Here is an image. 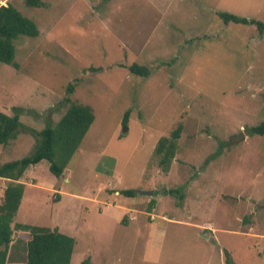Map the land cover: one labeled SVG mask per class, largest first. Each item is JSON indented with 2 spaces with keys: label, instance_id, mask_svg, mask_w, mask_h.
<instances>
[{
  "label": "rangeland",
  "instance_id": "374dc122",
  "mask_svg": "<svg viewBox=\"0 0 264 264\" xmlns=\"http://www.w3.org/2000/svg\"><path fill=\"white\" fill-rule=\"evenodd\" d=\"M42 1L0 0L40 31L14 41L18 68L0 62V111L21 108L40 131L70 97L95 120L60 178L47 160L27 170L14 223L75 238L71 264H226L225 250L264 264V136L246 131L264 122V34L218 16L264 22V0ZM135 63L151 75L133 74ZM179 126L165 172L157 143ZM34 149L26 134L0 145V167ZM9 183L0 178V204ZM30 239L14 231L7 264H27Z\"/></svg>",
  "mask_w": 264,
  "mask_h": 264
},
{
  "label": "trees",
  "instance_id": "16d2710c",
  "mask_svg": "<svg viewBox=\"0 0 264 264\" xmlns=\"http://www.w3.org/2000/svg\"><path fill=\"white\" fill-rule=\"evenodd\" d=\"M25 2L28 7L45 6L42 0H25ZM218 16L225 24L254 25L260 35L264 34L263 21L228 12H218ZM39 34L37 24L23 15L15 6L11 4L0 6V62L18 68V64L15 63L14 41L20 36L36 38ZM129 70L133 74L145 78L151 75L150 68L137 63L129 66ZM74 91L75 86L71 83L68 86V94L72 95ZM66 101L71 105L60 121L55 126L48 124L40 131L21 121L20 116L23 112L21 108L15 107L14 115L0 111V145H7L21 134L31 135L35 138V149L31 155L8 162L0 167V178L10 181L4 191L3 202L0 204V264L8 263L15 230L31 232V239L27 247V264H71L76 244L75 238L63 234L57 229L14 223L24 197L25 184L21 182V179L27 170L31 166L47 160L50 163L51 173L60 178L94 123L95 115L90 106L72 102L70 97L66 98ZM129 116L130 111H127L124 125L128 124ZM246 131L250 136H264V122ZM181 133L182 126H179L169 137H162L157 143L156 153L159 157V166L165 172H169L176 157ZM177 192L178 190L165 189L162 194L176 195ZM120 194L127 198H134L138 195V191L126 189L120 191ZM155 205L156 200L152 199L148 211L151 212ZM3 245H5V249L1 250ZM224 254L226 264H236L228 250H225ZM88 262L89 260H86L83 264H88Z\"/></svg>",
  "mask_w": 264,
  "mask_h": 264
},
{
  "label": "water",
  "instance_id": "95a60500",
  "mask_svg": "<svg viewBox=\"0 0 264 264\" xmlns=\"http://www.w3.org/2000/svg\"><path fill=\"white\" fill-rule=\"evenodd\" d=\"M139 193L141 194V195H146V196H154V191H139ZM5 249V245H3L2 247H1V250H4Z\"/></svg>",
  "mask_w": 264,
  "mask_h": 264
},
{
  "label": "crops",
  "instance_id": "0c3cea01",
  "mask_svg": "<svg viewBox=\"0 0 264 264\" xmlns=\"http://www.w3.org/2000/svg\"><path fill=\"white\" fill-rule=\"evenodd\" d=\"M25 174H26V173H25ZM24 177H25V175H24ZM24 177H23V178H24ZM134 198H135V197H134Z\"/></svg>",
  "mask_w": 264,
  "mask_h": 264
}]
</instances>
